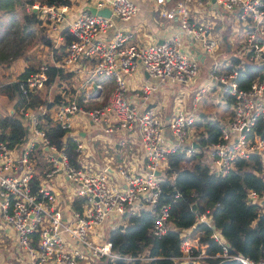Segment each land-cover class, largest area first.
Masks as SVG:
<instances>
[{
    "label": "built area",
    "instance_id": "2783aa9c",
    "mask_svg": "<svg viewBox=\"0 0 264 264\" xmlns=\"http://www.w3.org/2000/svg\"><path fill=\"white\" fill-rule=\"evenodd\" d=\"M80 1L81 6L73 12L70 3L36 2L31 8L39 11L57 39H63L64 29L73 36L58 65L72 68L80 60H87L88 79L101 74L110 76L114 79L113 89L101 106L80 104L76 94L71 98L64 93V100L54 105L51 116L64 135L71 137L79 154L88 155L86 142L74 126L78 113L103 125L106 131L134 134L139 139L144 166L134 172L120 164L115 179L107 169L94 168L85 162L73 163L66 148L52 143L40 126L39 113L47 108L39 104L38 113L27 105L23 115L32 134L27 144L19 151L16 145L0 140V227L14 233L19 248L15 259L19 264H115L117 258L147 261L149 256L116 252L111 241L103 237L104 224L108 219L146 208L153 214L149 234L161 237L168 232L173 222L170 203L160 201V180L168 167V155L178 149L188 155L201 152L209 171L215 174H226L238 157L257 154L264 164V0H175L172 7L160 12L164 17L177 19V30L161 41L146 43L132 40L128 30L116 26L118 20H128L137 14L139 5L135 0ZM154 1L161 5L167 0ZM84 4L95 5L97 9L108 6L111 11L109 15L92 12ZM211 13L235 16L246 34L240 48L229 54L223 50L225 56L220 55L223 61L216 54L223 33ZM226 29L234 30L230 25ZM191 43L205 53L203 63L207 70L202 77L199 76L202 62L190 50ZM233 55L240 60L234 61ZM246 60L259 66V70L244 87L237 77ZM48 66L42 62L25 77L14 76L8 81H17L20 94L29 99L31 93L46 87ZM139 67L148 72V78L129 92V77ZM2 72L0 66V80ZM206 82L222 86L217 93L218 101L228 103L230 111L219 120V138L201 144L197 120L202 113L197 111L196 100L199 93L207 91ZM165 83H178L182 93H192L189 104L185 99L180 101L166 118L148 106ZM86 87L93 89V84L88 82ZM39 141L52 151L45 176L66 178L74 185L75 195L83 200L82 207L71 215L62 210L58 194L46 182L33 187L34 163L30 154ZM193 141L198 145H193ZM184 161L191 165L189 158ZM248 196L255 201L264 200V191L250 189ZM211 219L209 209L195 216L196 222L210 223ZM191 231L192 227L182 229L180 254L172 257L173 264H201L202 258L208 256L198 241L203 230L189 235ZM210 235L220 243L225 242L217 228ZM216 255L243 264H264V256L253 258L230 252L226 245Z\"/></svg>",
    "mask_w": 264,
    "mask_h": 264
},
{
    "label": "trees",
    "instance_id": "16d2710c",
    "mask_svg": "<svg viewBox=\"0 0 264 264\" xmlns=\"http://www.w3.org/2000/svg\"><path fill=\"white\" fill-rule=\"evenodd\" d=\"M34 1L0 0V43L9 37L6 44L18 43L14 53L9 55L22 56L27 62L24 70L15 75L18 79L25 77L40 63L47 62L49 76L46 88L48 89L50 85L60 88L63 81L70 85L71 72L56 66L53 60L63 57L65 48L73 36L67 29L64 30V41L58 47H54L39 11L26 9V5ZM39 1L47 4L71 2V0ZM6 16L10 17L9 21H3ZM29 34L35 37L32 39L34 45L43 43L50 48V52L45 56L37 57L36 53H30L35 49L32 50L30 47L26 51L28 46L25 42ZM1 47L0 66L3 69L5 66L10 67L13 60L7 58L8 50H12L10 46ZM35 55L37 61L31 62V58ZM233 60L237 62L240 57L233 55ZM258 70L259 66L246 60L237 77L239 85L248 86ZM0 82V93L13 101L14 111L0 115V140L8 142L9 145L21 142L28 135V121L23 115V109L27 105L36 107L39 103H44L47 107H51L65 98L54 90L53 99L50 100L47 90L43 93L36 90L30 94L29 99H26L20 94L17 81L0 80ZM73 90L71 88L68 94L71 98ZM83 96V93L77 96L78 103H83ZM39 118L40 126L44 128L50 141L65 147L70 160L77 164V152L73 140L64 137V130L51 116L50 111L39 113ZM197 131L201 144L215 141L219 138L220 124L217 119L204 113L197 120ZM186 158L191 160L190 166L185 164ZM164 172L165 176L160 180L162 186L160 201L170 203L173 226L163 236L153 237L148 231L153 223L151 211L141 208L138 211L124 213V225L119 224L108 231L112 248L120 254L131 256L142 254L149 258L147 261L141 259L126 261L117 258L115 264H173L172 257L180 254L181 231L187 227H192L189 235H195L197 230H203L198 234V241L204 245V252L208 256L202 258L201 264H243L236 259L217 256L224 245L230 252L242 253L253 258L264 256V200L255 201L248 196L250 189L264 191V164L259 155L253 154L249 158L238 157L235 166L222 175L209 171L201 152L188 155L184 150L178 149L168 155V167ZM35 178L37 179L38 176L36 175ZM75 207L79 208L80 205L76 204ZM206 209L210 211L211 222H196V213ZM214 228L222 232L225 237L224 243H220L210 235Z\"/></svg>",
    "mask_w": 264,
    "mask_h": 264
},
{
    "label": "crops",
    "instance_id": "0c3cea01",
    "mask_svg": "<svg viewBox=\"0 0 264 264\" xmlns=\"http://www.w3.org/2000/svg\"><path fill=\"white\" fill-rule=\"evenodd\" d=\"M139 5V10L135 16L128 20H118L116 23L117 27H121L124 30H128L132 34V40L139 41V42H154V41H160L164 36H166L169 32L176 31L178 26L176 25V18H168L164 17L162 13L160 12L161 9H168L172 7L175 3V0H167L164 4H157L154 0H135ZM80 0H71L70 2V8L71 12L77 10L81 6ZM88 4H84L83 7ZM44 23V22H43ZM45 24V23H44ZM46 32L48 34L51 32L49 31L48 27L45 28ZM66 30V29H64ZM63 30V31H64ZM38 31V30H36ZM62 31V33H63ZM110 33H113V30L110 31ZM227 33V38L230 43V48L226 47L224 48L225 53L232 52V44L238 40L237 36V29H230L227 30L225 28V32L223 35ZM51 34V33H50ZM222 35V41L223 40ZM50 36H52L53 46L58 47L63 41H64V33H63V39H57L56 34L53 32ZM40 45H44L43 43H40ZM45 47H47L45 45ZM191 47H194V44L191 43ZM190 47V50H191ZM53 48V47H52ZM66 49V48H65ZM50 52V51H49ZM48 53V52H47ZM221 55L224 54V51H219ZM40 56V55H39ZM225 56V55H223ZM229 56V55H228ZM60 61V59H54L53 63L56 66L62 67L61 65H58L57 62ZM26 63V60L24 61ZM14 62L12 65L8 68V72H5L4 68L2 69V76L1 81L6 82L11 77H14L18 74L14 73L17 68L14 67ZM90 63L87 60H80L79 63L74 65L72 68L68 67H62L65 69V71L71 72V82L70 85L66 84L65 81H63L62 86L60 87L58 92L61 94H69V91L71 88L74 90L72 91L73 95L79 96L80 94H84L83 103L87 106H101L105 104L110 96V93L113 89V83L108 84V80L110 81V76L106 75H95L93 78H89V75L87 73V68L89 67ZM207 70V65H205L202 62V73L205 74ZM8 77V78H6ZM148 76L145 75V70L142 67H139L132 76L129 77V86L131 92V88L135 86H140L142 82L147 79ZM94 80V81H91ZM79 81H81L79 83ZM78 82V83H77ZM90 82L91 85L93 84V89L91 87H86L87 83ZM97 84V87L94 85ZM71 86V87H70ZM50 87L44 88L43 90L39 91L41 93L45 92L47 90L48 93V99H53V94L50 95ZM175 87V88H174ZM179 88V90H177ZM181 86L178 85V83L174 84H168L165 83L160 90L157 92L155 99L151 100L148 103V106L153 107L155 110H157L161 115L166 118L169 116L173 110L174 107L177 106L180 101L184 100L187 104H189V99L186 97L187 93H182L180 91ZM81 90V91H80ZM85 91V92H83ZM89 93V95H87ZM182 94L184 95L183 98H181ZM7 100V102H11L12 106L8 107V112H13V101H10L8 97L4 94L0 93V101H3L4 99ZM44 105L47 110L52 112V109L54 105L51 107H47L44 103H39ZM38 104V105H39ZM37 105V106H38ZM36 107H33L36 112H40L39 109ZM0 108V115H5ZM226 115V114H223ZM212 118H215L218 120H221V118L218 115L211 116ZM25 120H27L24 117ZM28 121V120H27ZM29 122V121H28ZM74 126L75 129L79 132L80 136L84 139L87 145V151L88 155L85 154H79L77 153V163L85 162L88 164H91L94 168L98 169H110L108 172L111 173V170H114L116 175L114 173H111V176L115 179L118 178L117 173V167L118 165L122 164L124 165L128 170L137 172L141 170L144 166V160L142 158V151L139 143V139L137 136H135L132 133L124 132L121 130H113V131H106L103 128V125H100L96 123L94 120H92L90 117L86 116L85 114L78 113L75 116L74 119ZM31 131L29 130V123H28V135L27 137L22 140L19 143H16L14 145L17 146L18 150L21 151L22 148L27 144L29 138L31 137ZM64 137H68L65 136ZM71 138V137H70ZM49 152V154H46ZM52 151L48 148V146L43 145L41 141L37 142L33 150L30 154V160L34 163V175H33V187L39 186L42 182H46V184L53 188L55 192L58 194V201L59 205L61 206L62 210L66 214L72 213L74 210H78L82 207L83 200L81 198H78L74 193V185L72 182L67 181L66 178L63 177H51L47 178L45 176V171L48 169L49 165V157L51 155ZM38 176L36 179L35 176ZM80 205L79 208H76L75 205ZM140 210V209H139ZM125 222L124 214L116 216L114 219H108L107 222L104 224V227L106 228L104 230L103 237L104 239H108V231L113 228V226L121 225L123 226ZM96 232V230H95ZM93 232V235L95 238L98 239V235ZM15 250H0V262L2 264H19L18 260L15 259L16 252Z\"/></svg>",
    "mask_w": 264,
    "mask_h": 264
},
{
    "label": "rangeland",
    "instance_id": "374dc122",
    "mask_svg": "<svg viewBox=\"0 0 264 264\" xmlns=\"http://www.w3.org/2000/svg\"><path fill=\"white\" fill-rule=\"evenodd\" d=\"M41 3L39 0H35L33 3ZM32 3V4H33ZM32 4H27L26 5V9L30 10L31 9V5ZM33 9V8H32ZM212 15V19L214 21L217 22V26H221V30L220 32L224 33L225 32V28H227L228 25H230L231 27H233L234 29H237V36H238V41L236 40L233 44H232V50H237L238 48H240L243 45L244 39L246 37L245 32L242 29V24L240 21L235 19V16L233 15H225V14H218L219 16L215 15L214 13H211ZM7 20H6V19ZM10 17L7 18L4 17L3 21H9ZM48 33V32H47ZM50 35V34H49ZM51 37V36H50ZM34 35L29 34L27 36V41L25 42V44L28 46V48L26 49V51L29 50V48L31 47V49H35L33 52L30 53H36L37 57L40 56H45L47 54V52L49 53L50 48L47 46L45 47V45H34L35 43H33L34 39ZM52 38V37H51ZM9 38H7L5 41H3L2 43H0V48H2L1 46H10V48L12 50H8V56L7 58H12L13 62H14V67L17 68V70L14 73H20L24 70V68L27 65V62L25 63V59L22 56H14V57H10V53H14V49H16V46L18 45L17 42H13L12 44H6ZM34 45V46H33ZM226 47L224 41H221L219 43V46L216 50V54L218 55V59L223 61V58L220 57L221 53H219V51H223L224 48ZM33 57L31 58V62L37 61V57ZM40 55V56H39ZM9 67H4V70H6L5 72H8ZM199 76H203V73H201ZM94 81V80H91ZM81 81H79L80 83ZM108 84H114V79L112 77H110V81H107ZM202 81H200L197 85H199ZM66 84L69 85L68 82H65ZM78 83V82H77ZM207 86V91L203 92V93H199V97L196 100L197 101V105H198V113L201 111L202 114L206 113L208 116H216L218 115L219 117L224 116L223 114H229L230 111V105L226 102L223 101H218V96L217 93H219V91L222 90V86H211L209 85V83H205ZM179 85V84H178ZM195 85V86H197ZM181 86V85H180ZM46 88V87H45ZM175 88V87H174ZM59 89L61 88H57V87H50V92L49 94L52 95L54 92V90L59 91ZM179 90V88L177 89ZM81 91V90H80ZM85 92V91H83ZM67 95V94H65ZM184 95L182 94L181 98H183ZM186 97H188L189 100L192 99V93H188L186 95ZM4 99V98H3ZM12 103L11 102H7L6 99H4L3 101H0V108L2 109V111L4 113H7L8 111V107H11ZM46 154H49V152H47ZM0 250H15L14 252H18L19 248L15 242V237H14V233L8 230H5L3 228L0 227ZM96 264V263H94Z\"/></svg>",
    "mask_w": 264,
    "mask_h": 264
},
{
    "label": "water",
    "instance_id": "95a60500",
    "mask_svg": "<svg viewBox=\"0 0 264 264\" xmlns=\"http://www.w3.org/2000/svg\"><path fill=\"white\" fill-rule=\"evenodd\" d=\"M84 8L85 9H88V10H90L92 12H97V13L104 14V15H109L110 14V11H111V9L108 6H105V7H102V8L97 9L95 5L88 4V5H85ZM223 40L226 43L227 48L229 49L230 48V43H229L228 38H227V33H225L223 35ZM191 51L192 52H195L196 56L200 59L201 62L204 61L205 53H203L202 51H200L199 49H196L194 47H191ZM145 75L148 76V72L146 70H145ZM94 86L96 87L97 85L95 84ZM193 145H196L197 146L198 145V142L193 141ZM108 170L110 171L109 168H108ZM112 172L114 173V175H116V173H115L114 170H111V173Z\"/></svg>",
    "mask_w": 264,
    "mask_h": 264
}]
</instances>
